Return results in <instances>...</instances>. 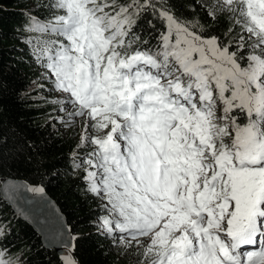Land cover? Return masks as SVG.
Instances as JSON below:
<instances>
[{
  "label": "snow or ice",
  "instance_id": "snow-or-ice-1",
  "mask_svg": "<svg viewBox=\"0 0 264 264\" xmlns=\"http://www.w3.org/2000/svg\"><path fill=\"white\" fill-rule=\"evenodd\" d=\"M34 6L52 16L27 14L24 32L41 35L26 44L60 94L61 122L81 121L73 168L99 201L97 232L136 264H264V0H204L210 23L172 0ZM221 16L231 26L216 34ZM20 187L44 196L4 190ZM5 228L0 264H20ZM54 238L60 264H80L79 236L61 224Z\"/></svg>",
  "mask_w": 264,
  "mask_h": 264
},
{
  "label": "trees",
  "instance_id": "trees-1",
  "mask_svg": "<svg viewBox=\"0 0 264 264\" xmlns=\"http://www.w3.org/2000/svg\"><path fill=\"white\" fill-rule=\"evenodd\" d=\"M204 0H172L177 15L207 21L200 4ZM35 0H0V188L3 180H18L40 186L60 207L67 228L79 236L75 257L80 264H136L134 252L125 255L121 246L98 233L92 223L100 211L99 201L85 192L81 173L73 168V152L80 139L81 121L72 128L61 122L58 105L51 103L60 94L52 91L44 70L34 63L32 46L26 40L39 33H25L28 13L42 21L51 19L48 9L34 6ZM151 19V17H148ZM157 28L163 26L153 21ZM142 39L157 43L158 32L145 20ZM231 24L224 16L215 25L216 34ZM150 32H154L152 37ZM42 38L55 39L45 35ZM87 149H80L83 153ZM0 223L6 225L3 241L20 264H60L53 248H46L33 228L22 220L0 194Z\"/></svg>",
  "mask_w": 264,
  "mask_h": 264
},
{
  "label": "water",
  "instance_id": "water-1",
  "mask_svg": "<svg viewBox=\"0 0 264 264\" xmlns=\"http://www.w3.org/2000/svg\"><path fill=\"white\" fill-rule=\"evenodd\" d=\"M9 183L31 186L18 180H3L0 194L18 216L39 235L44 247L53 248L61 254L63 250L59 247V239L54 237L61 224L67 227V221L60 207L45 193L40 197L27 191L25 187H20L15 192L10 189L5 192L4 187Z\"/></svg>",
  "mask_w": 264,
  "mask_h": 264
},
{
  "label": "clouds",
  "instance_id": "clouds-1",
  "mask_svg": "<svg viewBox=\"0 0 264 264\" xmlns=\"http://www.w3.org/2000/svg\"><path fill=\"white\" fill-rule=\"evenodd\" d=\"M59 255H61V254H59Z\"/></svg>",
  "mask_w": 264,
  "mask_h": 264
},
{
  "label": "bare ground",
  "instance_id": "bare-ground-1",
  "mask_svg": "<svg viewBox=\"0 0 264 264\" xmlns=\"http://www.w3.org/2000/svg\"><path fill=\"white\" fill-rule=\"evenodd\" d=\"M41 240V239H40Z\"/></svg>",
  "mask_w": 264,
  "mask_h": 264
}]
</instances>
